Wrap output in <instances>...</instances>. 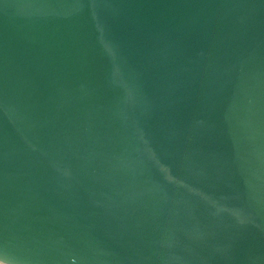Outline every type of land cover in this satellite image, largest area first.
<instances>
[{
    "label": "water",
    "instance_id": "water-1",
    "mask_svg": "<svg viewBox=\"0 0 264 264\" xmlns=\"http://www.w3.org/2000/svg\"><path fill=\"white\" fill-rule=\"evenodd\" d=\"M0 262L264 264V0H0Z\"/></svg>",
    "mask_w": 264,
    "mask_h": 264
},
{
    "label": "bare ground",
    "instance_id": "bare-ground-1",
    "mask_svg": "<svg viewBox=\"0 0 264 264\" xmlns=\"http://www.w3.org/2000/svg\"><path fill=\"white\" fill-rule=\"evenodd\" d=\"M0 264H3V263L0 262Z\"/></svg>",
    "mask_w": 264,
    "mask_h": 264
}]
</instances>
